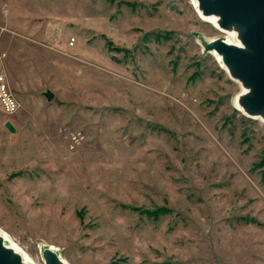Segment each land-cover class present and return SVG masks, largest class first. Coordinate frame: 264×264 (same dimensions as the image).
<instances>
[{
    "label": "rangeland",
    "instance_id": "374dc122",
    "mask_svg": "<svg viewBox=\"0 0 264 264\" xmlns=\"http://www.w3.org/2000/svg\"><path fill=\"white\" fill-rule=\"evenodd\" d=\"M217 35L190 0H0V231L34 264H264V125Z\"/></svg>",
    "mask_w": 264,
    "mask_h": 264
},
{
    "label": "water",
    "instance_id": "95a60500",
    "mask_svg": "<svg viewBox=\"0 0 264 264\" xmlns=\"http://www.w3.org/2000/svg\"><path fill=\"white\" fill-rule=\"evenodd\" d=\"M204 16L218 17L219 25H236L242 28L240 39L242 47L217 40L203 44L204 53L214 50L222 56L233 76L248 87V94L241 99V105L249 113L264 111V0H196ZM202 37H199V40ZM47 101L52 93L46 91ZM6 127L12 132L9 124ZM44 264H63L62 259L47 247L42 252ZM0 264H22L10 253L0 239Z\"/></svg>",
    "mask_w": 264,
    "mask_h": 264
},
{
    "label": "bare ground",
    "instance_id": "6f19581e",
    "mask_svg": "<svg viewBox=\"0 0 264 264\" xmlns=\"http://www.w3.org/2000/svg\"><path fill=\"white\" fill-rule=\"evenodd\" d=\"M190 3L193 7V10L195 11L197 16L199 17V19L211 24L219 32V35L211 37V38L202 37V39L199 40V45L201 47H203V44H205V43L206 44H212V43L216 42L217 40H222L226 44H229L232 46L242 47V43H241V39H240V35H241V31H242L241 27H238L234 24L228 25L227 27H221L219 25L218 17L213 16V15L204 16L202 14V12L198 6V2L196 0H190ZM201 41L203 42V44L201 43ZM209 54H211L215 58L217 64L225 72L227 77L229 79H231L239 87V92L234 96V98L232 100V104L235 107V109L237 111H239L240 113H242L243 115H245L251 119H255L264 125V111L249 113L241 105L242 97L248 94V87L245 86L244 84H242L239 80H237L233 76L230 67L224 63L221 55L217 54L214 50H211L209 52ZM0 239L3 241L4 246L10 251V253L13 254L14 256H16L22 264H34L26 256V254L16 244H14L10 240V238L2 231H0ZM47 247H50L52 250H55L50 245ZM62 261H63V264H67L64 260H62Z\"/></svg>",
    "mask_w": 264,
    "mask_h": 264
},
{
    "label": "built area",
    "instance_id": "2783aa9c",
    "mask_svg": "<svg viewBox=\"0 0 264 264\" xmlns=\"http://www.w3.org/2000/svg\"><path fill=\"white\" fill-rule=\"evenodd\" d=\"M74 39L69 40V45H72ZM19 109V103L13 96L8 86L6 76L0 71V111L6 115H13Z\"/></svg>",
    "mask_w": 264,
    "mask_h": 264
},
{
    "label": "crops",
    "instance_id": "0c3cea01",
    "mask_svg": "<svg viewBox=\"0 0 264 264\" xmlns=\"http://www.w3.org/2000/svg\"><path fill=\"white\" fill-rule=\"evenodd\" d=\"M5 76H6V80H7L8 86L10 88V91L12 93L14 92V94H16V91L19 92L20 91V87L16 83V81L12 78V76H7L6 73H5ZM18 98H20V97L18 96Z\"/></svg>",
    "mask_w": 264,
    "mask_h": 264
}]
</instances>
